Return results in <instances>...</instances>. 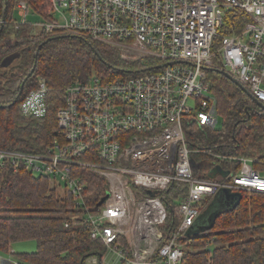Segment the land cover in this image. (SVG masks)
I'll list each match as a JSON object with an SVG mask.
<instances>
[{
  "label": "built area",
  "instance_id": "obj_1",
  "mask_svg": "<svg viewBox=\"0 0 264 264\" xmlns=\"http://www.w3.org/2000/svg\"><path fill=\"white\" fill-rule=\"evenodd\" d=\"M34 1L18 0L16 27L87 36L118 47L124 58L145 59L147 67L70 84L57 111L59 133L45 151L0 148V165L23 164L49 178L51 188L69 192L91 238L121 264H180L181 237L203 199L223 188L264 191V173L244 156L230 181L195 176L186 139L193 123L217 127L211 67L230 73L264 104V0H43L42 9ZM30 8L43 20L34 21ZM48 91L41 77L22 113L45 116ZM84 169L104 179L97 200L90 199ZM175 181L188 191L178 206L179 228L165 237L163 191ZM103 255L89 264H103Z\"/></svg>",
  "mask_w": 264,
  "mask_h": 264
},
{
  "label": "trees",
  "instance_id": "obj_2",
  "mask_svg": "<svg viewBox=\"0 0 264 264\" xmlns=\"http://www.w3.org/2000/svg\"><path fill=\"white\" fill-rule=\"evenodd\" d=\"M42 2L33 3L42 9ZM17 3L0 0V148L40 153L59 133L57 111L70 84L93 76L105 81L128 77L147 66L145 59L124 58L118 47L87 36L36 32L28 24L16 27ZM8 57L15 59L2 66ZM208 75L223 123L214 128L193 123L187 128L194 175L230 181L242 167L241 156L253 159V167L264 173V109L221 69L211 67ZM41 77L49 87L47 114L26 116L21 104ZM82 171L90 199H99L104 179ZM187 191L181 181L163 191L165 237L179 228L178 206ZM238 191L240 195L214 211L207 224L197 219L181 237L186 247L180 264H264V191ZM210 196L200 202L201 211ZM28 239H36V250L12 251L15 242ZM0 253L14 254L16 264H89L105 247L91 238L84 212L75 207L69 192L51 188L49 178L23 164L6 162L0 165Z\"/></svg>",
  "mask_w": 264,
  "mask_h": 264
},
{
  "label": "rangeland",
  "instance_id": "obj_3",
  "mask_svg": "<svg viewBox=\"0 0 264 264\" xmlns=\"http://www.w3.org/2000/svg\"><path fill=\"white\" fill-rule=\"evenodd\" d=\"M31 13L33 12V9L30 8L29 10ZM35 15L36 19L34 21H42L43 17L39 13H32ZM34 28L33 26H30ZM28 32H31V34H34L32 30H29ZM37 32V31H36ZM223 123V117L219 115V120L217 127H220ZM262 148L264 151V143L262 144ZM226 207V203L222 194L221 190H218L216 193H214L212 196H210L209 205L207 208H204L199 217L198 221L207 224L210 221V217L214 211L223 209ZM37 248V241L36 239H28V240H21L17 241L13 245L12 251L16 252H31L36 250ZM3 258H6L12 262H16V259L14 257V254L11 253H0ZM103 264H121V261L119 260L118 255L113 251H105L103 255Z\"/></svg>",
  "mask_w": 264,
  "mask_h": 264
},
{
  "label": "water",
  "instance_id": "obj_4",
  "mask_svg": "<svg viewBox=\"0 0 264 264\" xmlns=\"http://www.w3.org/2000/svg\"><path fill=\"white\" fill-rule=\"evenodd\" d=\"M3 26V25H2ZM15 59V57H8L6 58L3 62H2V66L6 67L8 65H10L12 63V61ZM34 70V69H33ZM33 70L30 72L32 73ZM222 72L227 76L229 77L231 80H233L234 82H236L237 84H239L248 94H250L252 96V98L257 102L259 103V105H261L264 109V104L257 100L251 93L250 91L244 86L242 85L234 76H232L230 73H228L227 71L225 70H222ZM23 86H24V83L22 84V89H23ZM222 194H223V197H224V200L225 202L227 203L228 200H230L231 198L235 197L236 195H240V192L239 191H231L230 189L228 188H223L222 190ZM155 193V192H154ZM105 200V196L102 197V199L100 200L99 204H101L103 201ZM8 259L6 258H3V256L0 255V264H4L5 261H7ZM10 261V260H8ZM12 264H15V262H12L10 261Z\"/></svg>",
  "mask_w": 264,
  "mask_h": 264
},
{
  "label": "bare ground",
  "instance_id": "obj_5",
  "mask_svg": "<svg viewBox=\"0 0 264 264\" xmlns=\"http://www.w3.org/2000/svg\"><path fill=\"white\" fill-rule=\"evenodd\" d=\"M4 264H12L10 261H5V263Z\"/></svg>",
  "mask_w": 264,
  "mask_h": 264
},
{
  "label": "flooded vegetation",
  "instance_id": "obj_6",
  "mask_svg": "<svg viewBox=\"0 0 264 264\" xmlns=\"http://www.w3.org/2000/svg\"><path fill=\"white\" fill-rule=\"evenodd\" d=\"M257 103V102H256ZM259 105V103H257ZM261 108H263L261 105H259Z\"/></svg>",
  "mask_w": 264,
  "mask_h": 264
}]
</instances>
